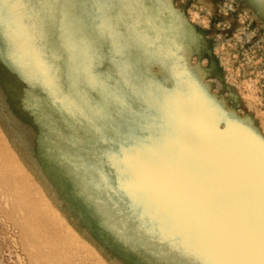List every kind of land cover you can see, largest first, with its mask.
<instances>
[{
    "label": "snow or ice",
    "instance_id": "6c2138e0",
    "mask_svg": "<svg viewBox=\"0 0 264 264\" xmlns=\"http://www.w3.org/2000/svg\"><path fill=\"white\" fill-rule=\"evenodd\" d=\"M165 12L176 17L161 0H0V34L83 211L126 243L158 238L162 264H264V133L227 120L183 71Z\"/></svg>",
    "mask_w": 264,
    "mask_h": 264
},
{
    "label": "rangeland",
    "instance_id": "374dc122",
    "mask_svg": "<svg viewBox=\"0 0 264 264\" xmlns=\"http://www.w3.org/2000/svg\"><path fill=\"white\" fill-rule=\"evenodd\" d=\"M166 1L182 20L178 34L164 35H178L182 47L193 36L206 45L208 69L243 113L239 117L233 111L229 121L253 128L251 113L240 107L243 101L264 124V25L246 0H208L209 6L197 0ZM182 53L183 71L204 92L197 67L187 64ZM4 71L0 66V74L13 86L0 87V153L17 181L8 184L0 175V264H36L37 243L43 259L48 249L59 264H162L165 250L158 238L136 232V239L126 243L69 195L52 159L56 128L41 120L38 100L30 99ZM150 71L158 84L169 87L164 74L153 75L152 67ZM160 227L155 225L157 231Z\"/></svg>",
    "mask_w": 264,
    "mask_h": 264
},
{
    "label": "bare ground",
    "instance_id": "6f19581e",
    "mask_svg": "<svg viewBox=\"0 0 264 264\" xmlns=\"http://www.w3.org/2000/svg\"><path fill=\"white\" fill-rule=\"evenodd\" d=\"M198 2L202 4H206L209 6L208 0H197ZM247 4L249 5V8H251L253 12V16H257V19L259 21H262L264 25V5H262L261 0H246ZM161 3L168 5L169 3L166 0H161ZM176 13V17L173 18L170 17L169 21L172 19H176V23L180 24L181 22V15L178 14V11L174 10ZM201 39L199 37L193 36L189 38L187 41L186 46H183V53L182 56L187 61V64L194 65L198 69V80L200 84L202 85V88L205 92V94L212 98L218 105L219 110L221 113L224 114V117L229 120V117L233 111L236 110V114L239 117L243 116V113L241 111H237L238 107L236 106V103L232 99V97L222 89L219 81L216 79L215 75L210 72L208 69V51L206 49V45L202 44L200 41ZM0 66L5 69L6 74H8L13 81L22 88V91L26 93V95L30 98V88L31 86L26 83L24 78L21 76V74L14 69L11 62L8 59V53L7 48L3 40V35L0 34ZM4 71V72H5ZM152 73L153 75H159L164 74L160 67L156 64H153L152 66ZM168 84L171 86V81L168 79ZM43 92V89H39L38 96ZM34 102H36L38 99H32ZM240 107L245 108L249 113H251V116L253 118V130L258 131L260 133H264V124L261 120H258L256 118V112H253L250 109V105L244 104L243 101L240 103ZM228 127L227 123H221L219 125V131L222 133L226 130ZM0 175L3 177L4 180H6V183H14L17 181L16 174L12 171V168L10 166V163L6 161V159L2 156L0 153ZM136 225H130L131 228H135ZM150 227V226H149ZM113 236L115 234L114 231H112ZM136 232L129 231L128 235L130 237H133V239H136L135 236ZM40 235V232H36V239H38ZM37 249V263L36 264H59L57 257L50 253L47 249V257L45 256L44 259L41 257L42 247L40 243H37L36 246ZM44 260V262H43Z\"/></svg>",
    "mask_w": 264,
    "mask_h": 264
}]
</instances>
